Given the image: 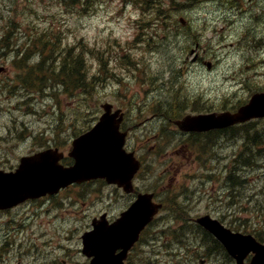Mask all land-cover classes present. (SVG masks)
<instances>
[{"label":"rangeland","instance_id":"374dc122","mask_svg":"<svg viewBox=\"0 0 264 264\" xmlns=\"http://www.w3.org/2000/svg\"><path fill=\"white\" fill-rule=\"evenodd\" d=\"M159 1L163 15L179 13L177 21L183 18L189 26L162 29L151 0H85L76 6L61 0H0V39L7 34L19 47L38 33H50L51 39L57 35L58 49L73 48L82 54L91 80L83 98L79 92L63 90L55 80V91L48 96L37 88H23L22 79L36 56L30 65L24 62L23 70L15 66L13 52L2 57L6 71L0 76V167L15 165L28 153V137L56 121L64 129L59 141L66 153L72 137L90 127L101 113L100 105L107 102L130 115L127 124L134 131L127 147L145 161L140 188L157 186L153 190L171 197L176 208L168 206L158 215L145 240L154 237L156 227L159 233L181 232L179 239L190 240L196 233L187 222L206 214L232 228L245 223L241 231L263 228L254 211L258 206V213L264 210V136L259 146L246 139L250 133L227 132L211 144L205 141V146L193 148L180 142L183 135L168 118L185 116L195 108L201 113L235 108L264 89V0ZM164 35L171 38L162 40ZM195 42L202 46L200 54L211 63L210 70L187 62L188 47ZM155 105L157 110L152 111ZM249 125L262 130L264 119ZM243 168L244 185L230 191L225 185ZM65 197L63 206L45 202L0 213V264H48V253L58 243L65 247L56 249L59 264H87L79 237L88 219L101 212L117 216L129 201L99 184ZM76 216L80 230L65 231ZM191 242L194 245L195 239ZM166 245L154 256L157 264H193L196 259V253L182 256L183 250H169L170 241ZM138 259L134 256L132 263L139 264ZM206 264L230 263L214 252Z\"/></svg>","mask_w":264,"mask_h":264},{"label":"water","instance_id":"95a60500","mask_svg":"<svg viewBox=\"0 0 264 264\" xmlns=\"http://www.w3.org/2000/svg\"><path fill=\"white\" fill-rule=\"evenodd\" d=\"M102 109L104 112L95 126L72 142L69 153L74 161L72 166L60 168L49 162L47 155L39 154L22 158L15 173L0 171V209L13 207L28 198L57 192L73 183L95 179H104L126 192L131 191V179L139 168V162L133 153L123 149L125 133L119 132L123 114L120 111L112 112L109 104L102 105ZM260 117H264V93L253 95L235 113L185 117L176 124L186 131H208ZM159 208L160 205L152 202V195L141 194L113 227L95 226L94 231L85 234L83 253L91 258L90 264H123L127 250ZM197 222L221 241L231 255H237L238 264H242L249 252L255 253L250 264H264V246L251 236L231 234L208 216ZM117 248L123 250L116 256L114 252Z\"/></svg>","mask_w":264,"mask_h":264},{"label":"trees","instance_id":"16d2710c","mask_svg":"<svg viewBox=\"0 0 264 264\" xmlns=\"http://www.w3.org/2000/svg\"><path fill=\"white\" fill-rule=\"evenodd\" d=\"M65 2L74 5L78 3L79 0H65ZM142 2L148 3L149 0H142ZM151 3L153 4L154 15L155 17H157L156 22L157 24H159V26H162V29H168V30L174 29L178 25L177 17L179 13H175L174 17H167L166 15H163V13L161 12L162 8L160 7L161 5H159L160 3L159 0H151ZM42 35L38 36L35 42H33L32 45L27 48L20 62H24V60L29 57V54L27 53L29 50L31 49L35 50V53L39 56L40 60L37 63L38 67L35 69V72H33V76L35 80H38L40 82L41 86L44 85L45 81L47 80L46 78L48 77L58 81V83L61 86H65L67 89H71L75 91L82 90V94L84 95L89 94L90 92L89 89L91 88V84H90L91 80L86 74V67L82 54L80 52L74 51L73 48H69L65 50H62L61 48L58 49L56 45L57 40L55 36L53 40L47 41L46 36L45 35L42 36ZM47 37L50 38V35H48ZM170 38H171L170 36L166 37L164 35L162 37V40H169ZM1 44L6 48V46L8 45L7 36H4L1 39ZM60 51H62V53L60 54V56L57 57V54ZM16 52L18 56V54L21 51H16ZM48 60L50 61V64L49 67L47 68V77H46L40 75V73L42 72L41 67L45 63H47ZM29 77L31 76H26L23 82L26 84H30L28 82ZM249 124L241 126L240 134L243 133L252 134L250 137H247L246 139L247 140L249 139L252 143L260 146L261 138L264 136V129L254 130L253 126ZM243 164L246 165L247 164L246 161H244ZM236 180H240V179L237 178ZM262 223L264 224V219H262Z\"/></svg>","mask_w":264,"mask_h":264},{"label":"flooded vegetation","instance_id":"af4514ba","mask_svg":"<svg viewBox=\"0 0 264 264\" xmlns=\"http://www.w3.org/2000/svg\"><path fill=\"white\" fill-rule=\"evenodd\" d=\"M199 50H200L199 48L194 49V54L191 57V62H192L193 65L201 64V63L204 62L203 55H201L199 53ZM201 53L204 54V51L201 50ZM125 127L128 130L129 129H132V127L131 126H128V125H126ZM46 132H49L48 129L41 131L40 135H38V136H31L30 137V146L28 148V153L29 154H35V153H38V152H41V151H44V150H52L54 152H64V148L61 147V145H62L63 142L59 141V137L60 136H58V135H53V136L48 135V136H44V134ZM131 134H132V130L129 131V137H130ZM196 134L203 135L205 133L192 132V133L183 134V135L184 136H188V135L193 136V135H196ZM64 161H65V159L60 160L59 161V164H64ZM135 192H137L136 189H135ZM62 195H63V191H60L56 196L44 197V198L37 199L35 201H47V200L58 199ZM121 195L122 196H125V197H129V198L132 199L135 196V193L130 194V195H124V194H121ZM35 203H37V202H35Z\"/></svg>","mask_w":264,"mask_h":264},{"label":"bare ground","instance_id":"6f19581e","mask_svg":"<svg viewBox=\"0 0 264 264\" xmlns=\"http://www.w3.org/2000/svg\"><path fill=\"white\" fill-rule=\"evenodd\" d=\"M207 1H211V2H212V1H215V2H216L217 0H207ZM201 2H202V1H201ZM205 2H206V1H205ZM156 5H158V4H156ZM161 12H162V11H161ZM262 13H263V12H262ZM159 15H160V14H159ZM149 16H150V15H149ZM156 21H157V20H156ZM247 26H248V25H247ZM201 47H202V46H201ZM188 53H189V52H188ZM100 62H101V61H100ZM103 66H104V65H103ZM78 68H79V67H78ZM184 88H185V87H184ZM231 105H232V104H231ZM230 179H231V178H230ZM233 179H234V178H233ZM228 184H229V183H228ZM236 188H237V187H236ZM155 234H156V233H155ZM151 235H152V234H151Z\"/></svg>","mask_w":264,"mask_h":264}]
</instances>
